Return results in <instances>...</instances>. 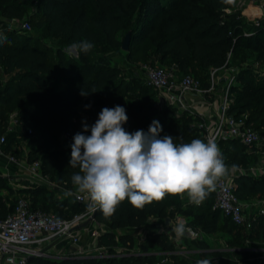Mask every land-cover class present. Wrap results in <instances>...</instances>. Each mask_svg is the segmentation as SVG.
<instances>
[{
    "label": "trees",
    "instance_id": "obj_1",
    "mask_svg": "<svg viewBox=\"0 0 264 264\" xmlns=\"http://www.w3.org/2000/svg\"><path fill=\"white\" fill-rule=\"evenodd\" d=\"M30 5L35 9L28 19H34L47 35L57 38L58 44L50 48L28 31L14 34L15 31L5 28L0 30V38L6 37L0 39V67L6 74L5 80L0 78V134L5 130L10 111L14 112L18 129L5 132L0 148L4 153L12 152L18 156L11 143L16 138L26 139V161L39 159L41 172L48 174L55 183L50 186L53 191L74 187L71 176L79 168L71 167L69 160L73 136L82 131V121H86L90 128L102 108L117 105L125 108L128 119L123 128L129 133L147 132L154 120L151 113L156 107L150 99V95H154L153 88L142 81L139 87L143 94H137L134 101L126 100L123 97L126 88L134 87L137 82L120 83L117 69L100 62L101 54L118 47L119 30L129 31L128 55L141 51L159 63L173 62L179 73H189L191 67L195 68L197 72H204L202 77H196L201 85L206 84L208 68L222 65L230 51L252 50L255 61L264 63V19L258 25L250 22L244 27L246 21L242 16L225 14L233 3H224L223 0H0V15L18 20L27 14ZM74 9L76 12L70 16ZM246 29L253 30V33L245 35L243 31ZM81 40L93 44L87 54L77 48L74 56L62 50L63 44L74 45ZM238 80L240 84L233 85L229 91L232 97L229 112L237 116L245 114L246 122L264 134V72L249 66L239 72ZM82 90L90 93L82 96ZM86 105L90 107L86 108ZM170 109L176 111L173 106H164L162 111L166 117L172 115ZM82 114L89 119H84ZM160 125V136L170 135L175 138V143L197 138L203 140L199 128L196 129L197 135L181 125ZM28 128L31 133L26 132ZM84 134L90 135V130ZM219 142L226 143L229 148L233 143H239L243 146L241 157L257 155L238 140ZM225 164L236 165V162ZM233 181L234 191L242 200L264 196V174L253 176L240 172ZM45 187L48 186L38 184L12 188L0 176V219L12 211L16 196L21 192L27 195L31 208L47 211L49 207L56 216H68L83 207L72 196V202L65 196L62 200L46 201L44 207L34 206L33 198ZM4 189L8 200L1 192ZM212 202L213 192L198 206L187 203L188 210H182L181 195H166L162 201L146 204L142 209L133 207L126 199L111 216H105L97 206L95 221L110 229L98 235L97 243L105 245L109 251L113 250L115 243L133 244L135 240L129 234L121 233L120 229L144 226L150 216L164 221L173 209L192 216L200 223V229L207 233L217 229L219 219L229 222L236 230L235 239L229 245L235 255L253 253L243 249L246 238L255 244L264 242V213L256 217L249 229H244L220 213ZM60 206H67L68 210H61ZM149 233V241L157 247L172 249V243L159 231ZM146 245V240L137 243L142 252L138 254L100 258L31 256L27 258V264H101L103 261L106 264H144L157 255L147 253ZM176 255L172 253L170 258Z\"/></svg>",
    "mask_w": 264,
    "mask_h": 264
},
{
    "label": "built area",
    "instance_id": "obj_2",
    "mask_svg": "<svg viewBox=\"0 0 264 264\" xmlns=\"http://www.w3.org/2000/svg\"><path fill=\"white\" fill-rule=\"evenodd\" d=\"M257 4L261 11L259 15L255 14L251 24L258 25L261 19H264V0H239L241 6L246 4ZM227 10V9H226ZM22 29L29 28L27 21L20 23ZM245 35H250L253 30H244ZM230 52L222 65L209 67L207 72L206 84L201 85L200 81L189 73H179L175 64L172 62L166 66L159 63L143 64L141 66L142 81L156 91V100L153 105L158 109L161 105L173 106L176 111L192 112V108L185 102L186 96H200L209 94L216 86L222 85L223 93L215 105L213 117H200L197 120V127L200 129L203 140H215L218 144L220 140L235 139L244 144L248 149L257 153V159L261 164L251 166L253 173L255 170H261L264 167V138L252 124L246 122V115L237 116L229 112L230 102L232 101L229 92L231 78L229 76L228 61ZM11 124L5 125V130L0 134V143L4 141L6 131L18 130L16 127L15 116L10 117ZM31 133L30 128L26 129ZM7 169L1 173V177L12 187L17 186L29 187L38 184L54 186V181L48 174L41 172L39 168V159L35 158L29 162L24 159L25 171L23 178L15 171L23 161H21L12 152H3ZM12 168V169H11ZM244 173V171H241ZM20 177L24 184L19 185ZM71 195L75 201L82 204L81 210L74 211L68 216H56L55 214L44 211L40 208H31L29 199L23 192L18 193L14 202L12 211L3 219H0V264H27V258L31 256H47L55 258L64 257H108L124 253H142L137 247V242L112 247V251L107 250L106 246L100 245L94 247L95 252L85 251L80 247V232L84 230L91 237L96 238L99 234V222L91 219L85 226H78L82 221L87 219L96 209V205L90 199L86 192H79L77 188L70 189ZM255 200L249 203L248 200L240 199L234 191V181L231 174L221 178L215 191H213V207L217 208L220 213L227 216L234 224L244 229H249L253 221L260 214L264 213V196L254 197ZM250 208H253L252 211ZM246 246L244 250L255 253L251 256L264 264V242L260 244L253 243L249 238L245 239ZM70 246L75 247L74 250ZM57 248L56 251L51 249ZM232 249V248H230ZM148 251L147 253H152ZM158 254L159 251H155ZM179 253V250H162L161 255L166 257L167 254ZM70 255V256H67Z\"/></svg>",
    "mask_w": 264,
    "mask_h": 264
},
{
    "label": "clouds",
    "instance_id": "obj_3",
    "mask_svg": "<svg viewBox=\"0 0 264 264\" xmlns=\"http://www.w3.org/2000/svg\"><path fill=\"white\" fill-rule=\"evenodd\" d=\"M73 47L87 54L93 44L81 40ZM89 93L82 90L80 94ZM127 119L124 107H104L90 128L82 121V131L73 136L71 144L69 165L79 168L71 182L79 192L88 193L105 216L113 215L126 199L142 209L146 204L162 201L166 195L186 194L189 202L198 206L228 174L229 166L215 140L197 138L175 143L170 135L160 136L162 126L157 120L151 122L147 132L129 133L123 128ZM89 130L90 135H85ZM71 195L72 192H65V196ZM188 231L191 229L183 222L174 228L179 238ZM196 264H211V260H198Z\"/></svg>",
    "mask_w": 264,
    "mask_h": 264
},
{
    "label": "rangeland",
    "instance_id": "obj_4",
    "mask_svg": "<svg viewBox=\"0 0 264 264\" xmlns=\"http://www.w3.org/2000/svg\"><path fill=\"white\" fill-rule=\"evenodd\" d=\"M239 0H235V3H233L232 7L227 8L225 11V14H239L243 17V19L246 21L244 27L249 26V23L252 21V18L254 15L246 14L245 8L246 6L253 7V4L246 3L244 5L238 4ZM35 9L34 5H30L27 14L23 16L21 19H7L0 15V30H4L3 28L11 31H15L14 34L20 31H28L29 33H32L35 37L39 38V41L49 46L50 48H53L58 44V39L52 36L47 35L42 28H39L37 24H35L34 19H28V15L30 12H33ZM76 12V9L70 11V16H72ZM22 21H27L29 23V28L24 30L21 28L20 23ZM128 29H121L117 33V38L119 40V45L117 48L107 50L103 54L100 55V62L104 64H109L115 69H117V75L120 78V83L129 82V80H133V82H137V84L134 85V87L126 88L127 93H123V97L126 100L134 101L137 94L142 93L143 90L139 87V84H142V72H141V66L143 64H153V63H159L156 58H153V56L146 55L145 53L141 51H136L134 54L128 55L127 50H124L121 48L120 43L126 34ZM129 32V31H128ZM62 50L70 55H76V51L74 47L71 46V44L62 45ZM98 51V50H96ZM98 53V52H97ZM99 55V54H97ZM169 63H159L163 66H166ZM228 70H229V76L231 78L230 81V88L233 85L240 84V81L238 80V74L246 67L251 66L252 68H255L259 72H264V63H257L255 61V52L249 49L240 48L238 52L230 53V59L228 61ZM190 75L193 77H202L204 75V72H197L195 68H190L188 70ZM6 75L2 76V81L5 80ZM229 88V90H230ZM215 97L220 98V94L223 93V89H218L216 92ZM150 99L152 100V94L150 95ZM165 105H161L160 108H155L154 111H152L151 116L154 120H159L161 124H168L172 126L181 125L188 129L189 131H195V134H199V132L196 130L198 127L197 125V117L194 110L193 113L189 112H180V111H173L172 115L170 117H166L163 113V108ZM217 106V105H216ZM81 107H79L80 109ZM196 108V107H195ZM197 109V108H196ZM215 111V109H214ZM15 116L13 111H10L7 114V120L6 124H11L10 117ZM82 117L84 119H89L88 116H85L82 114ZM208 117V116H206ZM196 126V127H195ZM195 128V129H194ZM260 135L262 138H264V134L260 132ZM191 142L189 140H183L179 143H187ZM14 145L20 147V150L25 151L28 146L26 145V139L19 138L14 140ZM22 146V147H21ZM218 147L221 150V153L223 155L224 162L229 164L230 161H235L236 166L241 169V171H244V173L252 174L253 176H259L264 174V167L261 170H255L253 173L250 170L251 166H256L261 164L259 160L253 155L244 156L241 157L242 148L239 143H233L232 148H229L226 143L219 142ZM241 151V152H240ZM257 154V153H256ZM21 161L24 162V159L26 160V156L23 153L21 156H17ZM22 157V158H21ZM238 172V171H235ZM237 176V173H233V179ZM73 188L76 189V186ZM70 189L65 190H59V191H53L50 186L45 187V190H41L40 193L33 198V205L35 206H43L46 201L51 200H62L63 197H65V192H69ZM2 192V191H1ZM6 200L9 199V196L5 195L3 193ZM187 198L186 194L181 196L183 207L182 210H188L189 206L187 205L185 199ZM68 200L72 202L71 196H68ZM249 203L255 200L254 197L247 199ZM44 207V206H43ZM61 210L67 211L66 207H61ZM253 208H250L252 211ZM202 210V209H201ZM47 211L55 214L51 208H47ZM223 218V216H220ZM167 218V223L162 220V218H158L155 216H150L147 219L146 225L138 226V227H130V228H123L119 231L121 233L129 234L130 237H132L134 242H136L138 239L146 240L147 249L149 251H152V254H155L156 250L159 251V253L152 257L151 259H148L147 262L144 264H196L198 260L203 259H209L211 260V264H257L258 260L252 259L251 256H254V253H246L242 255H235L231 253L230 246L231 243L235 239L236 230L230 225L229 222L226 220L219 219L217 222V229L214 232H205L201 230L200 223L192 218V216H185V214L176 211L173 209L172 213L169 214ZM185 223L187 228H190L191 231H188L185 233V235L182 238H179L176 236L174 232V228L178 223ZM155 230H161L160 233L166 238V240H169L172 243V249L171 250H179V253H177L176 256H172L170 258V255L167 254L164 257L161 255L162 249L157 247L152 241H149V232L155 231ZM193 233V234H192ZM197 233L196 236L194 234ZM85 243L90 244L92 241L91 236ZM81 238V237H80ZM91 240V241H90ZM96 242V241H95ZM119 245H122L120 243H115L113 246L119 247ZM100 245L98 243H95L90 252H95L94 247H98V250H100ZM131 244H129V249ZM71 250H74V247H70ZM51 250H54L53 248ZM55 251V250H54ZM180 257H179V256ZM70 256V255H67ZM181 258V259H180ZM101 264H106L104 261Z\"/></svg>",
    "mask_w": 264,
    "mask_h": 264
},
{
    "label": "crops",
    "instance_id": "obj_5",
    "mask_svg": "<svg viewBox=\"0 0 264 264\" xmlns=\"http://www.w3.org/2000/svg\"><path fill=\"white\" fill-rule=\"evenodd\" d=\"M260 11H261V9L259 8V6H257V4H253V7L247 5L246 8H245V12L244 13H246L248 15H250V14H252V15H255V14L257 15L258 14L259 15V12ZM4 75H6V74L2 71V69L0 67V78L2 76H4ZM218 89H222V85L219 84L218 86H216V88L214 89V91H212L209 94H205L203 96L202 95H200V96H197V95H195V96H191V95L188 96L187 95L186 96L185 102L189 105L190 108H192V111L194 110L196 116H198L197 117V120H199V118L200 117H203V116L204 117L209 116L210 118L214 116L215 105L217 104L218 100L220 99V98L217 99L218 97H215L216 94H218V93H216L218 91ZM155 100H156V91L154 90V95L152 97V104H153V101H155ZM184 111H186V110H184ZM186 112H188V111H186ZM11 147L13 148V150H16L15 152L17 153L18 156H20V155L22 156L23 153L26 156L27 149L25 151L20 150V147H18L17 145L16 146L14 145V141L11 143ZM0 150H1V148H0ZM228 166H229V172H228V174H231L232 176H233V173H237L238 174V173L241 172V169L239 167H237V166H236L235 169H232L231 168L232 165H228ZM7 167H8V165L5 162V155L0 152V176H1V173H3L7 169ZM13 171H14L15 175L17 174V178L19 177V175L23 178L24 171H25V162H23L19 167H17V170L16 171H15V169ZM235 171H238V172H235ZM21 177H20V179L18 181L19 182V185L20 184L25 185L24 184V180H22ZM1 191H2V194L4 193L5 195H7V191L5 189L4 190H1ZM254 197H262V196L256 195ZM185 201H186V203H190L189 200H188V198H186ZM98 229H99V234L101 232L105 231V230H110L109 227L106 226L104 223H99ZM156 231H159V230H156ZM98 235H97L96 238H92L91 237L92 238V241L90 240L91 241L90 244H87L85 242L90 238V237H88L90 235L87 232H85L84 230H81V232H80V237L81 238L79 240L80 247H82L85 251H90L92 249L91 247H93L94 244L97 243ZM196 235H197V233L194 234V236H196ZM137 241H145V240L138 239ZM99 245H101V244H99ZM70 247H73V246H70ZM74 249H75V247H74ZM54 250L56 251L57 248H54ZM54 250H52V251H54Z\"/></svg>",
    "mask_w": 264,
    "mask_h": 264
},
{
    "label": "water",
    "instance_id": "obj_6",
    "mask_svg": "<svg viewBox=\"0 0 264 264\" xmlns=\"http://www.w3.org/2000/svg\"><path fill=\"white\" fill-rule=\"evenodd\" d=\"M128 38H129V32L127 31L126 34L124 35L120 46L122 49L126 50L128 46ZM73 47V45H71ZM94 218V213H92L87 219L82 221L78 226H85L91 219ZM165 222L167 223V218L165 219Z\"/></svg>",
    "mask_w": 264,
    "mask_h": 264
}]
</instances>
